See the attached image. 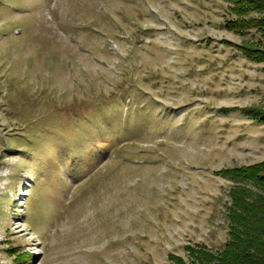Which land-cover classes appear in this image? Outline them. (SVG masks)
Here are the masks:
<instances>
[{"label": "rangeland", "instance_id": "374dc122", "mask_svg": "<svg viewBox=\"0 0 264 264\" xmlns=\"http://www.w3.org/2000/svg\"><path fill=\"white\" fill-rule=\"evenodd\" d=\"M236 16L227 0H0V264L222 249L219 171L264 160V60L240 46L264 57V28Z\"/></svg>", "mask_w": 264, "mask_h": 264}, {"label": "trees", "instance_id": "16d2710c", "mask_svg": "<svg viewBox=\"0 0 264 264\" xmlns=\"http://www.w3.org/2000/svg\"><path fill=\"white\" fill-rule=\"evenodd\" d=\"M237 15L227 19L228 28L243 31L251 26L264 28V0H227ZM260 16H250L251 11ZM249 59L262 61L264 57L245 44L240 45ZM259 50V51H256ZM261 52V51H260ZM257 112L253 117L262 115ZM221 175L234 181L230 190L232 203L228 206V239L219 251L205 244L187 245L192 262L179 255H171L174 264H264V160L233 168H222Z\"/></svg>", "mask_w": 264, "mask_h": 264}]
</instances>
